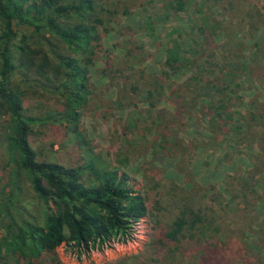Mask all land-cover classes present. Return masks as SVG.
<instances>
[{
    "label": "trees",
    "instance_id": "16d2710c",
    "mask_svg": "<svg viewBox=\"0 0 264 264\" xmlns=\"http://www.w3.org/2000/svg\"><path fill=\"white\" fill-rule=\"evenodd\" d=\"M107 2L0 0V147L9 162L0 178V264H59L60 245L81 258L125 242L142 218L150 235L139 264H264L243 244L248 233L264 243V42L254 38L264 32V4L160 0L169 17L190 15L197 27L189 37L171 28L160 42L164 60L151 68L152 52L133 32L106 45L114 19L130 15L138 0ZM238 27L249 43L231 35ZM31 34L52 36L61 52L51 43L49 53L31 46ZM45 96L56 105L45 107ZM134 106L136 117L119 125L125 137L137 133L123 145L140 151L119 143L103 161L82 112L91 107L104 120ZM45 130L56 132L48 143ZM67 147L84 159L70 162ZM197 148H208L207 166L216 161L224 170L218 188L196 180ZM139 159L145 192L154 196L133 187L127 170ZM166 160L190 188L165 176ZM208 191L214 205L196 206Z\"/></svg>",
    "mask_w": 264,
    "mask_h": 264
},
{
    "label": "rangeland",
    "instance_id": "374dc122",
    "mask_svg": "<svg viewBox=\"0 0 264 264\" xmlns=\"http://www.w3.org/2000/svg\"><path fill=\"white\" fill-rule=\"evenodd\" d=\"M110 1L114 0H108V5ZM159 1L160 0H138V5L132 8L130 15H118L114 19V23H112L114 29L111 31V36L108 39L106 45L110 41L119 38V35H121L120 39H126L128 38L129 33L133 32L134 40L140 43L144 42L145 47L150 49L152 52V57L148 62L149 67L157 68L158 65L164 60V51L163 47L160 46V42L164 43L165 38L162 37H164L168 31H171V28H177V30H180L182 34H186L187 37H189L192 34V27H197L195 18L191 17L190 15L183 14L181 17H169L168 13L166 12L167 10L160 6ZM260 1L262 4H264V0ZM198 3L195 2L192 7L195 9ZM148 22H151L150 26L153 27V30L147 28ZM241 33L242 35L247 36L246 41L249 43L251 41V37L247 35L246 32H243L241 27L235 28L231 35H233L235 39L240 40ZM254 38L257 41L264 42V32L255 34ZM28 41L31 46H42V48L47 53L51 52V48L48 46L50 43L53 48L61 52L60 42L52 36L46 35L43 39H41L37 35L31 34L28 38ZM157 43H159L158 48L155 47ZM95 70L96 67L93 70L91 69L90 79L97 82ZM30 98L34 100L35 98H38V96L32 95ZM134 99L135 101L137 100L136 98ZM39 101L46 105L45 107L56 105V102H54L56 99L53 97L51 98V96L40 98ZM164 105L167 106L168 103L164 102ZM136 111V106H134L133 109L125 108L119 110L114 108L112 111V116L109 119L104 120H101L100 117L96 115L97 111L92 110L91 107L82 112V128L85 130L86 137L91 141L92 145L95 146L94 149L96 152L101 155L103 161H110L119 147V143L123 145V143L129 139L128 137L133 139L132 137H135L137 134L136 132H133L130 135V131L129 136L125 137V134L122 132L123 128H121V125H119L120 119H125L126 122L132 121L133 118L136 117ZM136 124H138V121H136ZM144 125H146V123ZM116 128H118V132L116 131ZM194 129H196L195 126ZM115 132H117V134ZM55 133L56 132H54V134ZM45 134L47 136H41V139L48 143L50 137H52L53 131L45 130ZM198 138L201 139L200 137ZM52 139L53 138H51V140ZM123 148L134 153L140 151V147L135 145L133 142L130 143V145H123ZM54 149H58L57 146H54ZM75 151L76 149H70L69 147L64 150L62 149V153H64L66 157H71L70 162L83 160V156H81L79 153H76ZM207 154L208 148H197L193 152L194 161L192 165L194 167L193 171L195 173V178L202 185H208V188H218L221 184L224 170H221L220 166H218L219 164L216 161L207 166L205 164V156H207ZM140 160L141 159H139L135 164L128 166L127 172L131 176L133 187L136 190H140L149 196H154V193L152 192H145L143 187V178L141 176L142 166L139 164ZM170 161L166 160V162L162 164V166L164 165L163 168H165V176L172 178L174 177L178 182L184 184L183 186L185 188H190V185L185 181L186 178H183L181 174L174 170L173 164ZM8 163L9 162L5 157V151H3L0 147V178L6 177L7 174L4 172V169L9 167ZM9 170L11 171L13 168L11 167ZM1 172L3 174H1ZM212 193L213 191H208L206 196H204L203 192L198 193V196L193 199L195 205H205L208 207L213 206L214 203L209 199V196ZM23 196L25 199L27 197V193L24 192ZM36 207L37 206H35V208ZM258 209L262 216H264V200L259 204ZM149 235L150 229L148 221L146 218H142L133 225L131 237L125 242L110 241L99 249L91 250L88 254L81 256V258H77L75 254L70 253L67 249H65L64 245L57 247L56 253L59 264H107L109 261L123 258L124 256H128L131 259L135 258L133 262L135 264H139V262L136 261L137 257L144 258L148 248ZM257 236L259 235L248 233L243 244L246 248L259 252L264 259V243H262L261 246L257 245Z\"/></svg>",
    "mask_w": 264,
    "mask_h": 264
}]
</instances>
